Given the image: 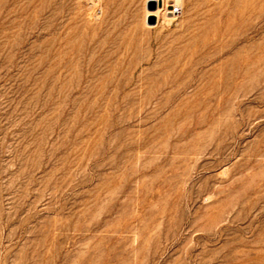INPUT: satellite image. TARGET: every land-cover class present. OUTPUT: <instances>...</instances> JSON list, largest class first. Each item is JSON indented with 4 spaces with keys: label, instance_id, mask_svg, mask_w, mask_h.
<instances>
[{
    "label": "rangeland",
    "instance_id": "374dc122",
    "mask_svg": "<svg viewBox=\"0 0 264 264\" xmlns=\"http://www.w3.org/2000/svg\"><path fill=\"white\" fill-rule=\"evenodd\" d=\"M175 3L0 0V264H264V0Z\"/></svg>",
    "mask_w": 264,
    "mask_h": 264
},
{
    "label": "bare ground",
    "instance_id": "6f19581e",
    "mask_svg": "<svg viewBox=\"0 0 264 264\" xmlns=\"http://www.w3.org/2000/svg\"><path fill=\"white\" fill-rule=\"evenodd\" d=\"M176 6H177V9H179V7H180V3H179V0H176ZM174 6V5H173ZM161 10H163V8H159V9H157L154 13L156 14V15H159L160 14V12H161ZM175 12V11H174ZM155 14H154V16H155Z\"/></svg>",
    "mask_w": 264,
    "mask_h": 264
}]
</instances>
